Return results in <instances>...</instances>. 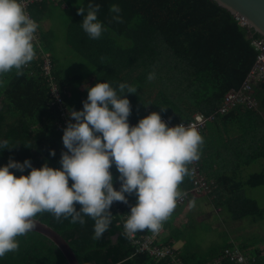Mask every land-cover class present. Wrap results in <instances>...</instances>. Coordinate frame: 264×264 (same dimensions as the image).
<instances>
[{
  "label": "trees",
  "instance_id": "trees-1",
  "mask_svg": "<svg viewBox=\"0 0 264 264\" xmlns=\"http://www.w3.org/2000/svg\"><path fill=\"white\" fill-rule=\"evenodd\" d=\"M88 2L81 0L76 8L70 0H41L26 11L38 23L37 37L32 41L35 55L21 69L0 74V139L7 140L12 147L0 151V166L11 158L20 163L29 159L37 169L45 163L55 169L61 167V153L67 151L62 144L64 128L60 127L62 108L59 103L53 105L51 86L42 70L45 55L51 59L54 81L67 112L82 110L87 88L98 82L109 83L118 95L123 94L119 89L122 83L136 89L135 93H125L131 107L130 126L152 112L169 117L174 123L189 121L197 113L213 114L230 91L241 88L256 62L258 53L247 30L212 0H94L100 5L97 19L104 28L96 39L90 38L80 25L86 13L79 15L78 9L87 10ZM113 4L121 10L119 22L113 19L117 14L109 10ZM63 5L67 9H61ZM59 11L67 46L89 65L85 75L71 77L62 72L55 46L58 38L55 32L39 25L54 20ZM254 36L262 38L257 33ZM17 71L21 74L17 75ZM149 73L155 74L151 80L147 79ZM92 77L93 81L87 85ZM255 97L257 109L239 107L208 126L212 131H240L242 139L248 141L246 145L254 146L249 159L264 160V83L256 87ZM239 141L235 138L233 144L240 145ZM251 142L255 145L251 146ZM50 150H54V156L49 155ZM198 151L200 171L204 175L206 160H200L203 156L200 147ZM186 166L189 174L183 178L182 188L189 191L193 179L189 164ZM30 170L21 173L10 169V172L18 178L27 176ZM109 171L114 190H119V174L114 164ZM234 172L233 176L220 175L215 180L220 183V178L236 179L238 174ZM72 183L69 178V187ZM239 185L264 187V171ZM217 193L214 190L208 196L216 208L222 209V214H227V220H263L264 210L256 200L233 197L234 200L222 201ZM116 204L120 212L110 206L111 223L99 239H93L94 220L88 216L84 217L83 225L70 223V217L57 220L47 211L37 213L34 218L52 227L69 243L79 264H173L170 258L157 261L148 253H137L121 223V217L128 215L130 208L123 202ZM151 233L148 229L136 232L138 237ZM16 239L18 249L5 253L0 264H68L56 245L38 233L27 232ZM158 243L173 247L167 239ZM234 249L240 250L250 264H264V249L255 245L238 246L229 240L205 253L191 256L177 251V255L183 264H214L226 250ZM221 264L236 263L225 259Z\"/></svg>",
  "mask_w": 264,
  "mask_h": 264
},
{
  "label": "clouds",
  "instance_id": "clouds-1",
  "mask_svg": "<svg viewBox=\"0 0 264 264\" xmlns=\"http://www.w3.org/2000/svg\"><path fill=\"white\" fill-rule=\"evenodd\" d=\"M99 7L89 0L87 10L78 9L79 15L86 13L80 25L92 39L104 30L97 19ZM109 10L117 14L113 19L119 22V6L113 4ZM36 29L23 0H0V74L19 70L33 60ZM154 75L149 73L147 79ZM119 89L122 95L109 83L98 82L87 88L82 110L68 111L62 135L67 151L61 153L60 168L45 163L37 169L29 159L20 163L11 158L0 166V258L18 249L16 237L34 228L32 218L40 212H50L57 220L70 217V223L81 225L85 216L91 217L93 239L108 229L113 202L128 203L126 193L136 196L123 225L128 236L145 229L158 232L173 212L177 199L184 195L178 185L189 174L186 165L199 159L202 137L194 127L182 123L168 127L157 112L130 126L131 107L125 93H135L136 89L123 83ZM6 148L12 147L0 139V151ZM49 155L54 156V150ZM113 164L120 174L119 190H114L109 171ZM10 169L21 173L31 170L17 178Z\"/></svg>",
  "mask_w": 264,
  "mask_h": 264
},
{
  "label": "built area",
  "instance_id": "built-area-1",
  "mask_svg": "<svg viewBox=\"0 0 264 264\" xmlns=\"http://www.w3.org/2000/svg\"><path fill=\"white\" fill-rule=\"evenodd\" d=\"M40 1L41 0H23L25 10L27 11L31 5ZM27 14L29 15V13ZM29 17L31 18L30 15ZM234 17L236 21L240 24V26L247 30L248 37L251 40V44L254 47L255 51L258 53L256 62L253 68L251 69L250 73L248 74L247 79L245 80L240 89L232 90L225 96L221 107H219L218 110L215 111L213 114L206 116L204 114L197 113L191 120L181 121L179 123H174L169 117L161 116L162 121H164L167 126L172 127L182 123L185 125V127H194L198 131V133L201 134L207 129L209 123L214 122L219 117H223L229 114L234 109H237L239 107H246L250 110L258 108V101L255 97V89L260 84L264 83V39L257 38L254 36V31L245 18L240 17L239 15H236ZM42 70L44 76L47 78L48 83L51 86L52 96L54 100L53 105L59 103L60 107L62 108L61 117L63 123L60 124V127L65 128L67 126L69 116L68 112L63 106L64 103L61 99L58 86L54 81L52 73V62L48 55L44 56ZM189 168L190 175L193 179V188L185 192L181 198L177 199V206L183 205L184 203L188 202L190 196L193 197L192 194L198 196L200 194H210L212 191L210 184L200 171L199 159L189 163ZM111 206L113 207V209H117V211L120 212V210L117 208L116 201H114ZM127 217L128 215L121 217V223L123 225ZM163 230L164 225L162 224L160 230L156 233L152 232L150 235L143 237H138L136 233L131 236H127L131 239L132 244L137 248V253H148L157 261H161L165 258H170L173 264H183L181 259L178 258L177 250L174 249V247L158 243L160 241V237L162 235ZM225 259H229L231 262H234L236 264H250L249 259L238 249L226 250L224 256L216 260L214 264H221L222 261H224Z\"/></svg>",
  "mask_w": 264,
  "mask_h": 264
},
{
  "label": "crops",
  "instance_id": "crops-1",
  "mask_svg": "<svg viewBox=\"0 0 264 264\" xmlns=\"http://www.w3.org/2000/svg\"><path fill=\"white\" fill-rule=\"evenodd\" d=\"M92 81H93V77L92 79L90 78V80L87 81V85H89ZM262 115L264 116V113ZM211 123L213 125L214 122H211ZM211 123L209 124L211 125ZM209 126H207V129L203 133H201L203 142L202 144L199 145L200 152L203 155L200 157V160L201 159L203 160V158H205L206 160V164L204 165L205 167L204 177L209 178L206 180L210 181V182L208 181V183L210 184L211 190L212 191L217 190V192L219 193V195L218 193L217 195L218 197H220V199L219 198H216V199L226 201L229 198L233 199V197H244V198L247 197L245 195V190L249 188V186L241 187L239 184L245 182L251 175L264 171V170H260V171L257 170L258 169L257 167L254 170L256 172H252V174L249 173L250 169L257 166L256 164L258 163L262 164V162H264V160L262 159L261 160H250L249 159L254 149V146L252 145H255V143L251 142L252 147H249V145H246L248 141H244L242 139V133L240 131L236 130L233 132L231 131L230 133H226L220 130L212 131V129H210ZM215 136H217L218 142L215 140L216 138ZM235 138L240 140L239 141L240 145L233 144ZM234 171H237V174H238L236 179L225 180V178L224 179L220 178V183H218L215 180V177H218L220 175L233 176V174L235 173ZM118 186H120V181L118 182ZM182 187H183V182H181L178 185V190L181 191L182 193L187 192ZM250 188H253V187H250ZM255 188H259V187H255ZM125 195L128 200V203L125 204V206H128L129 208L131 206H134L136 203V196L134 194H127V193ZM208 195L209 193L205 195H199L197 197L192 198L190 201H188V203L185 205L186 207H184L183 209L181 208L182 205L181 206L176 205L173 212L165 220V223H162L164 225V230L160 237L161 242H164L165 239H167L169 240L170 244L174 247V249H176L178 252L184 251L185 253H188L191 256L194 255V253H198L196 246H193L192 244H190L188 242V238H186V232L189 230V227H191L190 225L192 222L191 215L193 212L191 210L194 208L199 211V206L196 205V201L202 198L203 201L207 202L210 205V212L208 213L207 217L209 216L210 218V213H212L215 216V219H214L215 226L218 223V220L222 218L224 219V216L220 217V215H223L222 209L216 208L213 202L214 200L210 199ZM181 209H182V212H181L180 217H178L177 215H173L174 211L178 210V212H180ZM202 216H206V215L201 214V217ZM184 222L186 223L190 222V225L189 223L184 224ZM228 240L230 241V239ZM232 242L236 243L235 240L234 241L232 240ZM259 248L263 249V247H259Z\"/></svg>",
  "mask_w": 264,
  "mask_h": 264
},
{
  "label": "rangeland",
  "instance_id": "rangeland-1",
  "mask_svg": "<svg viewBox=\"0 0 264 264\" xmlns=\"http://www.w3.org/2000/svg\"><path fill=\"white\" fill-rule=\"evenodd\" d=\"M70 1L73 2L77 8L81 0ZM61 9H67V5H63ZM59 13L60 11L56 15ZM62 20L63 17L61 14H59L56 18H54V20L50 19L45 21V23H39V25L45 29L48 28L49 30L55 32L58 38L56 42V54L59 59V67L61 70H63L62 72L65 75L71 77L74 75H85L88 72L89 65L80 55L67 46L65 42V27ZM35 39L36 35L34 34L33 41H35ZM256 165L257 166L249 170V173L252 174V172H256L254 170L257 167V170L259 171L264 170V162H262V164L258 163ZM192 195L193 198L197 197V195ZM245 195L250 199H255L264 210V187H249L245 190ZM187 203L188 202H186L184 206L182 205L181 208L183 209L186 207L185 205ZM196 205L199 206V211L192 207V222L191 225L190 222H187L191 227H189V230L186 232V238H188V242L190 244L196 246L199 253H205L212 248L221 247L225 245L228 239H230V242L235 240V244L238 246L242 244L250 246L255 245L257 247H263L264 249V218L263 220L259 221H255L253 218H246L235 222L227 220V214L224 213L223 215H220V217L224 216V219H220L221 221L218 220V223L215 226V216L210 213V218L209 216L207 217L208 213L210 212V205L203 201L202 198L196 201ZM182 209L180 212H178V210L174 211L173 215L180 217ZM201 214L206 216L201 217ZM187 223L184 222V224Z\"/></svg>",
  "mask_w": 264,
  "mask_h": 264
},
{
  "label": "water",
  "instance_id": "water-1",
  "mask_svg": "<svg viewBox=\"0 0 264 264\" xmlns=\"http://www.w3.org/2000/svg\"><path fill=\"white\" fill-rule=\"evenodd\" d=\"M218 6L229 11L233 16L245 18L257 33L264 39V0H212ZM34 228L29 232L38 233L50 240L63 254L68 264H79L69 243L52 227L39 219L32 218Z\"/></svg>",
  "mask_w": 264,
  "mask_h": 264
}]
</instances>
